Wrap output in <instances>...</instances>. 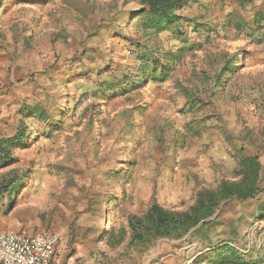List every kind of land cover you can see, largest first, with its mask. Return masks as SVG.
<instances>
[{
  "label": "rangeland",
  "instance_id": "1",
  "mask_svg": "<svg viewBox=\"0 0 264 264\" xmlns=\"http://www.w3.org/2000/svg\"><path fill=\"white\" fill-rule=\"evenodd\" d=\"M184 3L172 25L155 30L145 27L146 14L123 15L139 0H2L0 47L9 60L0 59V79L18 65L56 72L57 86L43 105L55 131L33 117L37 149L16 150L18 161L0 167V218L11 205L34 204L37 232L75 237L82 221L117 211L106 208L110 200L120 202L121 216L98 219L101 231L121 227L133 210L143 214L149 201L187 210L201 189L239 178L241 151L264 167V0ZM149 53L172 62L167 81L124 86ZM112 81L122 90L107 98L100 89ZM27 152L37 170L22 163ZM34 177L43 199L22 201L30 182L16 180ZM261 185L255 198L225 202L195 234L198 226L161 241L187 244L190 264H200L193 257L207 256L211 245L235 249L230 264H264V176ZM122 239L111 251L143 264L148 244Z\"/></svg>",
  "mask_w": 264,
  "mask_h": 264
},
{
  "label": "trees",
  "instance_id": "2",
  "mask_svg": "<svg viewBox=\"0 0 264 264\" xmlns=\"http://www.w3.org/2000/svg\"><path fill=\"white\" fill-rule=\"evenodd\" d=\"M140 8L130 12H124L123 15L132 16L133 14H146V28L159 30L168 28L178 18L176 10L180 9L184 0H139ZM2 0H0V8ZM148 29V30H149ZM183 51V50H182ZM154 63V64H151ZM237 66V65H236ZM140 75L136 79L129 81L127 77L123 81L124 86L139 87L145 81L151 79L167 81V74L172 69L170 63L160 61L155 55L145 54L144 63L139 67ZM224 72L233 73L236 68L226 67ZM113 82V81H112ZM131 83V85H128ZM121 83H104L100 91L105 97H111L120 93ZM26 106V107H25ZM20 111L21 114L37 115L41 120L48 122V131H53L50 125H55L53 115H50L46 107L37 103L35 105H25ZM27 127L21 122L15 133L9 137L0 139V167L12 165L18 161L15 152L17 149L25 147L27 142ZM239 161L238 179H222L215 189L203 188L196 197L193 205L184 211H174L165 208L159 203H152L143 214H131L126 219L127 222L117 228L112 225L110 230L106 231L109 244L114 247L123 237L130 236V244L147 243L150 244L161 238H182L191 229L198 226L192 234L205 228L213 222L216 211L227 201L238 199L248 200L255 198L262 191V178L264 176V167L258 155L242 154ZM9 185L14 187L15 181H9ZM216 218V217H215ZM210 248L207 256L203 258L202 264H230L235 260L236 250L232 247L208 246ZM201 263V262H200Z\"/></svg>",
  "mask_w": 264,
  "mask_h": 264
},
{
  "label": "crops",
  "instance_id": "3",
  "mask_svg": "<svg viewBox=\"0 0 264 264\" xmlns=\"http://www.w3.org/2000/svg\"><path fill=\"white\" fill-rule=\"evenodd\" d=\"M2 50L3 49L0 47V59L4 62H8L9 57H7L5 51ZM2 63L3 62H0V65L4 66L5 64ZM18 68V65H15L10 73L9 71L7 73L5 72L3 78L0 79V139L13 135L18 128L16 123L23 122L27 127V142L25 147L19 149L35 150L37 149V130H33L34 132L32 131V125H30V122L33 117L37 118V115H23L21 112L18 114L17 110L22 108L21 104L23 106H37V103L42 106L48 104L46 102L47 97H50L49 94L52 93L53 95L54 91H56L55 89L57 85L53 83L56 72L53 73L51 70H49V73H44L45 71H40L37 73V70L35 69L25 72L23 67H21V69ZM53 103L56 104L54 101ZM54 104L52 105L55 106ZM54 131L55 130L51 131V133ZM242 154L245 153L243 152ZM246 154L249 155V153ZM31 159V154L27 152L22 163H24V166H28L37 170V162L35 161L32 163ZM16 181H19V187L27 184L26 182L28 181L30 182L27 184V189H24L19 194L22 201L26 200L30 201L31 203H37V200L43 199L42 194L37 196V177L32 179H18ZM165 187L166 186L164 185L163 188L161 187V189L158 190L163 192L165 191ZM111 188H113V186ZM169 191L170 189H168V192ZM139 200L143 202L142 199L139 198ZM119 203L120 202L116 200H110L107 202L108 206L106 208L112 209L115 208L116 205L117 211H110L106 217L103 216L104 219H108L109 221V218L115 219L121 216L120 208L117 206ZM152 203L154 202L149 201L147 205L150 206ZM156 203H161L162 205L161 200H157ZM149 206H147V208ZM9 208L10 211L7 212L5 216L0 218L1 228L10 231L25 232L32 235L50 234L45 232H37V227L40 230L42 226L37 224V215L34 212L36 206H34V204H31L30 207L29 205H25L22 210H15L12 208V205ZM30 209H32L31 212L33 213H30ZM137 213V211L133 210V212L126 215V218L131 214ZM98 214L99 213H97V215L94 217L95 220L93 223H90V225L84 224L85 222L82 221V223L79 224V228H81V230L79 231V234L76 233L75 237L72 235V233H70L67 238L63 239L59 234L55 233L59 235V241L55 246L53 256L59 262V264H135L133 262H129L124 256L119 259V256L117 257V255L111 251L113 249L109 244L107 236H105L106 239H103L102 243H100V236L104 232L106 235V231L108 229H102L101 231L99 228L100 223L98 219L102 220L103 217H100ZM194 230L195 229H193V231ZM193 231L191 230L190 232L193 233ZM96 235L98 237H96ZM147 246H149L147 252L142 255L143 264L191 263V260H188V258L190 257V250H192V248L188 247L187 244H183L181 242H166L164 239L163 241L158 239ZM191 254L193 255V253ZM203 254L204 251L199 250L193 257V259L196 260L195 262H201L200 264H202L203 258L205 256Z\"/></svg>",
  "mask_w": 264,
  "mask_h": 264
},
{
  "label": "built area",
  "instance_id": "4",
  "mask_svg": "<svg viewBox=\"0 0 264 264\" xmlns=\"http://www.w3.org/2000/svg\"><path fill=\"white\" fill-rule=\"evenodd\" d=\"M59 235L0 230V264H59L53 251Z\"/></svg>",
  "mask_w": 264,
  "mask_h": 264
}]
</instances>
